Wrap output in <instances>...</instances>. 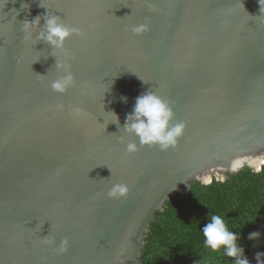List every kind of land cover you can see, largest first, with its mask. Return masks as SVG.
Wrapping results in <instances>:
<instances>
[{
	"label": "water",
	"instance_id": "obj_1",
	"mask_svg": "<svg viewBox=\"0 0 264 264\" xmlns=\"http://www.w3.org/2000/svg\"><path fill=\"white\" fill-rule=\"evenodd\" d=\"M47 12L81 33L64 51L23 30ZM56 60L75 81L64 94L51 88L64 74ZM146 90L185 130L175 148L129 154L139 141L123 125ZM262 163L264 3L0 0V264H142L173 194ZM114 184L127 196L109 198ZM255 233L249 264L261 257L264 208Z\"/></svg>",
	"mask_w": 264,
	"mask_h": 264
},
{
	"label": "trees",
	"instance_id": "obj_2",
	"mask_svg": "<svg viewBox=\"0 0 264 264\" xmlns=\"http://www.w3.org/2000/svg\"><path fill=\"white\" fill-rule=\"evenodd\" d=\"M264 208V166L260 172L246 166L226 180L214 178L209 185L191 182L189 191L173 194L163 209L156 212V222L145 234L142 264H235L224 250L213 252L205 246L203 227L210 214L222 216L229 230L240 236L238 244L248 259ZM259 264H264V245Z\"/></svg>",
	"mask_w": 264,
	"mask_h": 264
},
{
	"label": "clouds",
	"instance_id": "obj_3",
	"mask_svg": "<svg viewBox=\"0 0 264 264\" xmlns=\"http://www.w3.org/2000/svg\"><path fill=\"white\" fill-rule=\"evenodd\" d=\"M261 3H264V0H259V4ZM42 20L44 22L43 25H41ZM22 26L25 32L32 31L33 29L39 30L37 32V40L50 45L52 50L64 51L66 41L74 34H81L78 29L63 23L59 16L55 14L50 15L48 12L43 16L35 17L31 21L25 20ZM147 30V24H141L132 29L135 34H140ZM54 66L58 70H62L64 74L52 81L51 88L58 94H64L68 89L74 86L75 82L70 71V65L67 63L60 64L56 60ZM122 99L125 103L127 102L126 97H122ZM110 113L115 118L113 123L119 127V117L114 112ZM173 119L174 112L171 106L153 92L146 90L136 98L134 107L132 111L127 114L123 125L124 133L135 136L139 141V144L136 142L128 143L126 145V152L129 154L135 153L138 151L139 147L143 146H157L161 151L175 148L179 138L185 130V125L183 123L172 124L171 121ZM261 165V169H252L256 172H260L264 163ZM226 175L227 174L219 175L215 173L210 175V181L208 183L203 180L200 182L204 185H209L213 182L214 178L225 181ZM190 183L178 194L188 192ZM128 191L127 185L114 184L109 190L108 196L109 198L120 199L126 197ZM202 233L205 246L210 248L213 252L223 249L224 254L227 257L233 258L235 264H249L245 256L244 248L238 244V240H240L239 234L229 230L222 216L210 214L209 223L203 227ZM258 235V233H250L248 239H255ZM45 243H49V241L45 240ZM66 244L67 241L61 242V251L64 250Z\"/></svg>",
	"mask_w": 264,
	"mask_h": 264
},
{
	"label": "bare ground",
	"instance_id": "obj_4",
	"mask_svg": "<svg viewBox=\"0 0 264 264\" xmlns=\"http://www.w3.org/2000/svg\"><path fill=\"white\" fill-rule=\"evenodd\" d=\"M205 181H209L210 180V176L204 177L203 178Z\"/></svg>",
	"mask_w": 264,
	"mask_h": 264
}]
</instances>
